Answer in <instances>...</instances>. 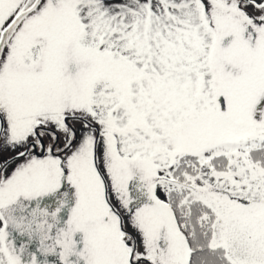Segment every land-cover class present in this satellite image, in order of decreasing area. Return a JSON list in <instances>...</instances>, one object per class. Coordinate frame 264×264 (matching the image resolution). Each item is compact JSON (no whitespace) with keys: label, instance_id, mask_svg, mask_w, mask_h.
<instances>
[{"label":"snow or ice","instance_id":"1","mask_svg":"<svg viewBox=\"0 0 264 264\" xmlns=\"http://www.w3.org/2000/svg\"><path fill=\"white\" fill-rule=\"evenodd\" d=\"M0 264H264V0H0Z\"/></svg>","mask_w":264,"mask_h":264}]
</instances>
